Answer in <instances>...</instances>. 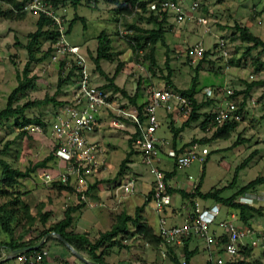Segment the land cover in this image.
<instances>
[{"label":"rangeland","instance_id":"374dc122","mask_svg":"<svg viewBox=\"0 0 264 264\" xmlns=\"http://www.w3.org/2000/svg\"><path fill=\"white\" fill-rule=\"evenodd\" d=\"M173 1L177 2L185 12L190 10L193 2H198V8L194 13L208 18L209 30H205L195 19L186 18L184 22L177 23L174 13H166L164 27L167 46L158 43V50L155 52L157 66L154 69H150L149 62L143 59L145 51L132 52L128 41V36L132 32L128 28L129 25H136L144 30L156 28L155 24L148 21L149 15L154 14L148 8L153 0H145L144 9H132L130 13L125 15L118 14L115 4L110 0H81L77 8H73L69 2L66 4L65 13L68 25L73 20L71 26L68 27L67 40L69 43L83 48L90 73L93 76H98V78L95 77L94 82L92 81L93 84H106L103 77L97 75L98 72L92 61L97 43L96 36L100 31H104L112 39L113 50L119 52L113 63L102 61L104 68L108 75H112L118 60L127 63L116 75L115 81L129 95H133L137 91V103L147 101L148 92L152 88L168 87L181 90L191 86V78L194 75V66L197 62H191L189 50L198 41H202L205 51H208V55L202 63L203 69L198 75V90L196 92L199 100L205 103L202 114L212 113L219 106L224 105L226 100H233L237 105L242 102V94H237L235 99H231V96L227 95L224 98L217 95L207 96L205 94L207 89L214 90L215 87L224 86L233 92H237L245 90L248 84L255 83L242 108V119L236 123L229 138L215 139L209 143L200 144L198 140L209 138L212 129L203 130L198 123L193 122L181 132L177 139L176 146L180 147L179 151L197 143L198 150L205 154L203 162L194 161L188 167L176 168V178L168 181L172 200L163 213L171 222H180L185 214L191 210L192 205L189 198L180 195L179 190L192 192L195 186L199 184L201 192L221 188L223 189L221 195L228 197L250 180L264 176V51L260 47L249 49L250 44L240 38L235 27V24L244 26L249 32L264 40V0ZM1 6L2 8L8 7L5 3H1ZM77 15L85 17V21L77 18ZM36 19V16L28 13L19 20H8L0 17V110L5 107L8 94L17 85L16 71H21L27 60V52L23 44L28 41V34L36 29ZM219 37L223 38L227 44L228 56L225 58L217 48L216 41ZM47 46L48 43H43L42 48L45 49ZM125 50L127 53L123 55ZM36 57H41V51L36 54ZM166 57H168L171 69L170 81H172L173 87L167 84ZM259 62L263 63L260 71L255 68ZM31 74L36 76L35 86L19 94L15 104L53 96L58 101L66 102L71 98V91L76 88V76H74L57 91L58 77L61 75L64 77L67 72L63 73L60 70V65L53 64L49 59L34 62L31 66ZM138 82H140L139 89H137ZM113 94L115 95L113 100L117 102L127 101V98L121 93L113 91ZM55 110L54 104L49 102L27 109L23 116H12L8 120L0 121V148L6 142H12L8 152L3 156L11 166L24 169L42 160L51 152L52 142L49 126ZM164 112L168 115L166 116L168 121H161L156 135L167 137L173 143L171 126L178 128L184 119L174 111L167 112L164 110ZM103 113L105 118L98 138L101 139V135H104L103 138H109L114 147L107 148L109 158H105L104 166L97 170L95 177L89 178L90 187L92 184L95 186L94 179L95 182L100 183L101 193L97 189L93 193L86 192L87 202L85 201V204L87 206L81 209L76 218L81 221L84 219L95 220L94 228H91L89 232L92 235L91 239L98 236L101 231L108 229L116 215L122 211L130 214L133 218L137 212L139 214L138 223L150 226L156 233L158 221L154 203L152 200L148 202L146 199L148 191L153 188V178L146 166L141 164L138 153L131 156L132 167L126 168L121 174L117 173L121 160L129 150L127 140L130 132L126 128L134 129L130 125L125 129L112 128L109 124V117L112 112L107 110V114L106 112ZM36 118L46 124V130L35 132L29 129V125L32 124L26 121L32 122ZM16 119L25 125L20 127L16 124ZM169 122L174 125L169 126ZM21 130L26 131V133L21 135ZM246 158L249 159L244 162ZM170 165V160H165L162 163L163 167L170 168L171 171L175 164ZM44 168L54 172L58 168V162L56 160L49 162L48 166ZM44 168H39L31 178L22 181L23 190L29 188L28 191L33 190L26 196L25 200L31 206L33 213L41 204L50 203L51 207L56 210V216L63 217L62 205H75L81 199L78 193L73 190V182L68 185L72 187V192L66 190L69 193L66 195H62V191L65 189L60 186L54 185L53 182L45 183L41 177ZM98 174H101V179H97ZM128 176L136 177L134 191L129 194L121 192L116 194L115 188ZM248 193L254 195L253 205L260 209L263 214L262 216L253 214L250 219L251 227H263L264 183L249 189ZM55 199H59V201L57 202ZM196 200L202 202L200 199ZM1 201L2 198L0 197ZM206 203L212 204L211 200H206ZM111 205L116 206V209L111 210ZM138 207H140L139 211L137 210ZM108 209L111 210L109 213ZM223 215L224 210L221 218ZM237 223L245 226L239 219ZM40 225V222L36 220L30 229L29 236L33 238L37 236ZM136 228L137 223L130 222L129 233L119 238L120 247L105 244L104 249L113 253L110 258L108 257L109 262L116 261L121 257L125 260L124 264H155L157 262V250L135 233ZM19 230L20 227L15 228V235ZM88 230L90 229L88 228ZM4 237L8 238L9 236L0 228V239ZM194 244L196 245L195 242L191 243V245ZM197 246L198 251L191 259L190 264H205L209 256L220 255L225 257L218 248H207L201 242ZM262 254H264V248L258 246L253 248L252 257L254 259L261 257L264 262V255ZM10 262L14 264L16 261L10 260ZM16 264L20 263L16 262ZM169 264L174 263L170 261Z\"/></svg>","mask_w":264,"mask_h":264},{"label":"built area","instance_id":"2783aa9c","mask_svg":"<svg viewBox=\"0 0 264 264\" xmlns=\"http://www.w3.org/2000/svg\"><path fill=\"white\" fill-rule=\"evenodd\" d=\"M198 2H193L190 10L185 12L179 4L173 0H153L148 5L149 11L158 16L163 13H174L177 23L184 22L186 18L195 19L196 22L209 30L208 18L195 14ZM26 14L43 16L50 20V26L55 32L51 43L49 61L56 65L63 64V73L76 66V88L71 91V98L62 106L56 108L49 133L51 136L54 155L58 162L56 171L46 168L41 172L45 183L71 185L77 192L81 201H86V192L89 189V178L93 177L97 170L105 164L104 149L96 141H90L87 133L93 129L102 112L110 110L109 124L115 129H125L128 125L139 129V133L133 141V147L138 152L140 162L146 166L153 180L152 201L157 214L158 231L160 241L156 247L157 262L155 264H169V250L172 249L181 264H186L185 243L201 242L207 248L222 250L225 257L217 255L209 256L211 264H223L225 258H231L237 254L241 245L250 244L252 247L264 248V226L253 228L237 223L239 219L237 211L225 210L220 203H200L195 200L192 208L180 222L169 223L163 215L164 209L171 204V194L167 191L165 170L162 166L164 160H171L177 168L188 167L192 162H203L205 154L198 150L197 143L183 151L172 147L169 139L156 135L159 126L157 119L158 109L167 112H175L182 119H187L192 111L191 101L172 88H152L148 92L147 104L143 109L141 121L138 111L127 104V101H115L112 90L103 89L93 84L92 76L87 65V60L79 45L71 44L67 40V19L65 0H27L23 6ZM217 48L225 58L228 56L227 44L223 38L216 41ZM205 48L202 41L196 42L189 50L192 63L198 62L203 57ZM207 96H222L233 94V91L224 86L207 89ZM242 115L238 105L233 100H226L213 112V119L207 130H213L226 122H239ZM130 124H129V123ZM29 129L42 132L39 124L29 125ZM136 178L126 177L115 188V193L129 194L134 191ZM254 195L245 193L236 198L240 204L253 205ZM92 205V204H90ZM224 210V215H221ZM226 212V213H225ZM226 240L220 243V240ZM48 251L43 249L28 256L16 254L15 260L20 264H43Z\"/></svg>","mask_w":264,"mask_h":264},{"label":"trees","instance_id":"16d2710c","mask_svg":"<svg viewBox=\"0 0 264 264\" xmlns=\"http://www.w3.org/2000/svg\"><path fill=\"white\" fill-rule=\"evenodd\" d=\"M26 1L27 0H0V17L8 20L22 19L26 14V12L23 10V6ZM80 1L81 0H65V5L70 2L73 8H77V6L80 4ZM110 1L115 4V9L120 15L128 14L132 9H144L146 3L145 0H125L123 3H121L119 0ZM1 3H5L8 7L2 8ZM72 21L73 20H71L69 25L67 24V33L68 27H70L71 23H73ZM148 21L155 24L156 28H153L151 30H144L137 27L136 25H129L128 28L132 32L128 36V41L129 47L132 52L138 53L139 51H145L143 59L149 62L150 69H154L157 66L155 57L157 44L160 43L161 45L166 46V30L164 27L166 24V13H163L161 17L157 14H150L148 17ZM235 27L238 30L240 38L244 42L250 44L249 49L260 47L264 51L263 39L249 32L244 26L235 24ZM28 37V41L23 44L27 52V60L22 70L16 71L17 85L8 94L5 107L0 110V121L8 120L12 116H23L24 112L27 109L38 107L49 102L53 103L55 108H58L65 103L56 100L55 96H53L51 98L47 97L37 100H27L22 104H15L19 94L25 92L29 88H33L36 84V76L34 74H31L32 64L34 62H42L45 59H49L51 52V43L53 42L55 37V32L50 26V20L43 16H39L36 20V29L33 32H30L28 34ZM96 41L97 43L95 48V54L94 56H92V61L94 63L95 69L99 71V73H101L106 79V84H103L100 87L103 89H111L114 92L121 93L125 98H127V104L131 105L138 111L140 119L142 121L144 119V117L142 116V112L147 104V101L141 104L137 103V91L133 95H129L123 88L119 87L114 82L116 75L120 72L123 67V61L118 60L116 62L114 73L112 75L105 74L101 69V61L113 63L119 55V52L117 53L112 51L110 36L106 32L100 31V33L96 36ZM43 43H48V46L45 49L42 48ZM40 51L41 57L37 58L36 54ZM207 55L208 51H204L203 57L200 58L194 66V75L191 78V86L189 88L181 90L174 89L175 91L179 92L181 95L187 97L191 101L192 111L189 117L185 119L178 128H175L173 126L171 127L173 133V148H175L176 146V141L179 138L180 133L191 123L196 122L203 130L208 131L207 127L211 124V121L213 119L214 111L208 115L202 114V109L205 103L198 101L195 97L198 87V75L200 70L203 69L202 63L204 62V59H206ZM262 65L263 63L259 62L255 68L260 71L262 69ZM165 68L167 69V84L171 85L170 87H173V83L172 81H170L171 69L168 62V57H166L165 60ZM75 69L76 66L69 70L64 77L63 75L58 77L57 91L66 81H69L72 77L76 76ZM60 70H63V64L60 65ZM253 85H255V83L248 84L245 90L237 92L234 91L233 94L230 95L231 99H235L237 94H242V102L238 105V110L241 114L244 103L248 98ZM139 86L140 82H138L137 89H139ZM26 122L30 124H39L43 127L44 130H46V124L41 122L37 118L32 120V122L28 120ZM236 123L237 122H226L221 126H218L217 128L212 130L211 136L209 138L198 140V143L203 144L209 143L210 141L215 139L229 138L230 133L236 126ZM16 124H18L20 127L25 125L22 122H18L17 119ZM25 133L26 131L21 130V135ZM138 133L139 129L136 128L135 132L127 140L129 150L120 162L119 170L117 172L118 174H121L123 170L128 168V163H130L131 156L135 153H138L134 148H132L133 141L135 140ZM11 143V141L6 142L4 146L0 148V197L2 198V201L0 202V228L9 236V240H0V264H5L11 260L7 258L1 259L2 250L10 252L12 250L34 246L40 241L42 236L48 232L58 233L76 251L87 253L90 262L98 264H108L103 259L104 255L107 253V251L104 249L105 244H107L108 246L117 245L120 247L121 244L119 242V238L129 233L130 222L137 223L135 233L138 234L151 247L156 249L160 238L157 236L156 233L153 232V229L150 226H147L143 223H138L139 214L137 212L135 213L134 218L125 211L120 212L116 215L110 227L104 231H101L98 236H96L94 239H91L86 232H74L73 230H68L73 221L72 213L85 205V202L83 201H80L76 205L67 206L63 211V217L61 219L50 224L47 228H43L42 230H40L38 235L34 238L23 240L26 236L30 234V229L35 224L36 220H38V222H40V224L44 226L47 218L50 215V212H41L40 210H38L35 215H32L30 213L29 205L20 198L19 188L21 186V182L25 178H31L39 168L47 167L49 162L55 161L56 158L54 155V149L52 147L51 152L42 160H39L24 169L14 167L11 166L10 163L3 158V156L6 155V153L8 152ZM248 159L249 158H246L244 162H246ZM176 168V165H174V169L165 172V181L167 183V191L169 193H171V188L168 185V181L176 174ZM262 183H264V176H258L250 180L246 185L238 188L234 192V194L228 197H224L221 195L223 191V189L221 188H217L212 191L201 192L199 184L195 186L192 192H185L184 190H179V193L182 197L189 198L191 201V205H193L196 199L202 200L205 204L206 200H211L212 203L218 202L227 209L236 210L238 211L239 220H241L246 226H251L250 219L253 217V214L262 216V212L254 205L240 204L235 200L239 195L248 193L249 189L254 188L256 185ZM53 184H56L61 188L72 190L70 186L65 184H58L55 182H53ZM89 191L90 190H88L87 193ZM153 191L154 190L152 188L147 193L146 199L148 202L152 200ZM137 210L139 211L140 207H138ZM164 216L166 217L168 222L171 223L167 216ZM16 227H20V230L17 235H15ZM50 238H54L61 245L65 246V244L58 240L57 237L49 236L37 249H29L27 251H22L19 254L28 256L37 251L43 250L47 240ZM225 240L226 237H223L220 240V243ZM253 248L255 247H252L248 243L241 245L237 251V254L231 258H225V262L223 264H264V262L261 260V257H258L256 259L252 257ZM184 249L186 264H190L191 258L197 253V247L190 248L189 243L186 242ZM99 250L100 252H98ZM220 252H222V250H220ZM169 258L174 264H181L172 249L169 250ZM13 259H15V256ZM63 264L68 263L64 261ZM85 264L90 263L87 262ZM205 264H211V261L207 259Z\"/></svg>","mask_w":264,"mask_h":264},{"label":"crops","instance_id":"0c3cea01","mask_svg":"<svg viewBox=\"0 0 264 264\" xmlns=\"http://www.w3.org/2000/svg\"><path fill=\"white\" fill-rule=\"evenodd\" d=\"M121 3H123L125 0H119ZM79 6V5H78ZM77 18H79V19H83L84 21H85V17H81V16H78L77 15ZM37 20V19H36ZM112 39H111V46H112ZM165 45L167 46V41H166V32H165ZM81 47V46H80ZM81 49H82V51H84L83 50V48L81 47ZM157 50H158V44H157ZM112 51H114L113 50V48H112ZM114 52H116V51H114ZM126 53H127V51L125 50L124 52H123V55L125 54L126 55ZM122 55V56H123ZM124 57V56H123ZM122 59H124V58H122ZM123 61V60H122ZM127 63L126 62H123V66H125ZM100 66H101V69H102V71L105 73V74H108V72L105 70V68H104V63L101 61L100 62ZM123 68V67H122ZM98 73H97V75H101L102 77H103V79H104V81H106V79L104 78V76L101 74V73H99V71H97ZM91 76H92V81L94 82L95 81V77L96 78H98V76H93L92 74H91ZM100 76V77H101ZM114 82H115V84L117 83L115 80H114ZM96 85H98V86H100V85H102V84H96ZM117 85V84H116ZM111 90V89H110ZM198 90V89H197ZM117 93V92H116ZM140 97V96H139ZM195 97H196V99L198 100V101H200L199 100V98L197 97V93L195 94ZM137 100H138V98H137ZM146 102V101H145ZM145 102H143V103H145ZM139 104H141V103H139ZM216 110V109H215ZM214 110V111H215ZM166 116H168V115H166V113L164 112V110L163 109H158V112H157V119H158V123H159V125H160V123H161V121L163 120V121H165V122H167L168 121V118L166 117ZM105 118V115H104V113L102 112L100 115H99V117H98V121H97V123H96V125L93 127V129L92 130H90L88 133H87V137H88V139L90 140V141H96V142H98L99 144H101L102 146H103V149H104V156H105V158L107 159V158H109V156H107V148H109V147H114L113 146V142L109 139V138H103L104 137V135L102 136L101 135V139H99L98 137H99V132H100V130H102V126H103V119ZM172 122H169V126H171V125H174L173 123L171 124ZM172 127V126H171ZM127 129V131L128 132H130V136L133 134V130L130 128V127H127L126 128ZM180 135H181V133H180ZM180 135H179V137H180ZM129 136V137H130ZM158 137H160V138H165V139H169V138H167V137H162V136H158ZM106 140V141H105ZM176 149H180V147H178V146H176ZM166 160H168V159H166ZM171 161V160H170ZM105 162H106V160H105ZM164 162H165V160H164ZM163 162V163H164ZM172 161H171V165H172ZM132 163H128V167H132ZM170 165V166H171ZM164 170H165V172H167V171H170V168H165L164 167ZM177 174V173H176ZM176 174L171 178V180L172 179H174V178H176ZM99 176H96L97 177V179H101L100 177H101V174H98ZM95 177V175L92 177V178H94ZM135 177V176H134ZM126 178V177H125ZM124 178V179H125ZM136 178V177H135ZM26 180L28 179V178H25ZM24 180V179H23ZM22 180V181H23ZM22 184H23V182H21ZM25 183V182H24ZM93 183H95V186H94V184H92L91 185V187L89 186V189L88 190H90L89 192H91V193H93V191H95L96 189L97 190H99L98 192H100L101 193V190H100V183H98V182H95V179L93 180ZM169 185V184H168ZM91 188V189H90ZM27 189V188H26ZM30 189V188H29ZM29 189H27V190H23V186L21 185L20 186V188H19V192H20V198L24 201V202H26L27 203V201L25 200L26 199V196L27 195H29L30 194V192H32L31 190L30 191H28ZM63 189H65V191H62V195H66V194H69L68 193V191H71L72 192V190H69V189H66V188H63ZM71 189H72V187H71ZM66 190H68V191H66ZM26 191H28V192H26ZM62 198H64V197H62ZM55 200H57V202L59 201V199H55ZM79 202H77V204H78ZM28 204V203H27ZM103 204V203H102ZM29 205V204H28ZM76 205V204H75ZM103 205H105V203L103 204ZM67 206H69V205H62V209H61V212H63L64 210H65V207H67ZM85 206H87L86 204L83 206V207H85ZM29 207H30V213L32 214V215H35V213L38 211V210H40L41 212H45V211H47V212H50V215H49V217L47 218V220H46V223L44 224V226L41 224L40 226H39V229L40 230H42L43 228H47L50 224H52V223H54V222H56V221H58L59 219H61L62 218V216H59V215H57L56 216V210H54L53 209V207H51V205H50V203L48 204H41V206H39V208L37 209V211L35 212V213H33V211H32V209H31V206L29 205ZM83 207H81V208H79V209H77L75 212H73L72 213V216H73V221H72V224H71V226H70V228L68 229V230H73L74 232H86L88 235H89V237L91 238V234H89V232L91 231V228L93 229L94 228V225H95V220H77V218H76V215H78L79 214V212L81 211V209L83 208ZM110 208H111V210H114V209H116V206L114 207V206H110ZM91 210V209H90ZM111 210H109L108 209V213L111 211ZM76 213V214H75ZM62 215H63V213H62ZM56 216V217H55ZM112 224V223H111ZM110 224V225H111ZM76 226H77V228H76ZM88 228L90 229V230H88ZM50 236H53V235H50ZM49 237V236H48ZM31 238H33V237H31V236H26L23 240H28V239H31ZM0 240H9V237L8 238H6V237H4L3 239H0ZM190 245V248H194V247H197V251H198V246L197 245H191V243L189 244ZM44 249L45 250H47L48 251V254H47V256H45L44 257V264H63V262L64 261H66L68 264H85V263H87V262H90V259H89V256L87 255V253H85V252H81V251H77L80 255H81V257H78V256H76V255H74L66 246H63V245H61L58 241H56L54 238H50V239H48L47 240V242H46V245H45V247H44ZM10 252H8V251H6V250H2V257H1V259H4V258H7V256H8V254H9ZM111 254V255H110ZM112 254L113 253H110V251H108L105 255H104V257H103V259H104V261L106 262V263H108V264H124L125 263V260H124V258H118V260H116V261H114V260H112L111 262H109V258H110V256H112ZM109 257V258H108ZM193 258V257H192ZM191 258V259H192ZM207 259V258H206ZM12 261H16L15 259H11ZM191 261V260H190ZM17 262V261H16ZM16 262L14 263V264H16ZM191 263V262H190ZM5 264H11V262L9 261V262H7V263H5Z\"/></svg>","mask_w":264,"mask_h":264},{"label":"water","instance_id":"95a60500","mask_svg":"<svg viewBox=\"0 0 264 264\" xmlns=\"http://www.w3.org/2000/svg\"><path fill=\"white\" fill-rule=\"evenodd\" d=\"M53 235L55 237L58 238V240H60L61 242H63L65 244V246L76 256L81 257V255L65 240L63 239L58 233H54V232H48L45 235L42 236V238L40 239V241L34 245V246H30V247H25V248H21V249H16V250H12L10 251V253L7 256V259H12L14 258V256L22 251H27L29 249H37L43 242L44 240L50 236ZM90 264H98V263H94V262H89Z\"/></svg>","mask_w":264,"mask_h":264}]
</instances>
